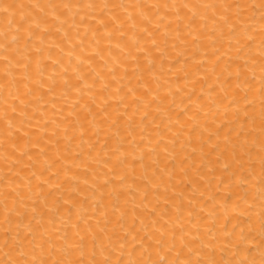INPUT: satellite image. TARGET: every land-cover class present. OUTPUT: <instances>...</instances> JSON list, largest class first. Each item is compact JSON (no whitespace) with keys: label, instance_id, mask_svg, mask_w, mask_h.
<instances>
[{"label":"bare ground","instance_id":"1","mask_svg":"<svg viewBox=\"0 0 264 264\" xmlns=\"http://www.w3.org/2000/svg\"><path fill=\"white\" fill-rule=\"evenodd\" d=\"M262 85L264 0H0V264H261Z\"/></svg>","mask_w":264,"mask_h":264},{"label":"snow or ice","instance_id":"2","mask_svg":"<svg viewBox=\"0 0 264 264\" xmlns=\"http://www.w3.org/2000/svg\"><path fill=\"white\" fill-rule=\"evenodd\" d=\"M185 7H186V5H185ZM6 10L7 9H5V11ZM5 60H7L6 56H5ZM261 94L264 95V85H262ZM133 240H135V238H133ZM5 247H8L7 243L5 244ZM21 255L23 256V255H26V254L25 253H21ZM4 264H13V262L5 261ZM15 264H63V262H61V261L51 262V261H47V260H40V261L32 260V261H29V260L25 259L23 261L15 262ZM80 264H83V262H80ZM95 264H111V261L110 260H105L103 262L96 261ZM140 264H142V262H140ZM155 264H179V261L170 262L169 260L164 259L163 257H161V259L156 261ZM184 264H189V262L185 261ZM198 264H203V262H198ZM242 264H247V261H243ZM261 264H264V261H262Z\"/></svg>","mask_w":264,"mask_h":264}]
</instances>
